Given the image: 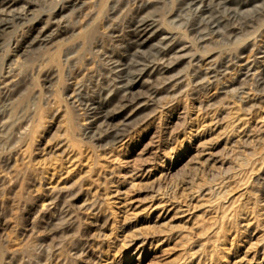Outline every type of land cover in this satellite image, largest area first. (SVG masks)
<instances>
[{"label": "rangeland", "instance_id": "rangeland-1", "mask_svg": "<svg viewBox=\"0 0 264 264\" xmlns=\"http://www.w3.org/2000/svg\"><path fill=\"white\" fill-rule=\"evenodd\" d=\"M0 264H264V0H0Z\"/></svg>", "mask_w": 264, "mask_h": 264}, {"label": "bare ground", "instance_id": "bare-ground-1", "mask_svg": "<svg viewBox=\"0 0 264 264\" xmlns=\"http://www.w3.org/2000/svg\"><path fill=\"white\" fill-rule=\"evenodd\" d=\"M109 3V2H108ZM114 3V2H113ZM103 8V7H102ZM6 9V8H5ZM100 10H102V9H100ZM61 14V13H60ZM131 34V33H130ZM133 36V35H132ZM86 39V38H85ZM176 41V40H175ZM83 42V41H82ZM163 42V41H162ZM172 42V41H171ZM177 42V41H176ZM181 44V43H180ZM179 45V44H178ZM171 46V45H170ZM181 46V45H180ZM183 47V46H182ZM174 49V48H173ZM180 49V48H179ZM246 51V50H245ZM56 53V52H55ZM55 53H53V55H55ZM261 54V53H260ZM106 56V55H105ZM169 60H171V59H169ZM10 61V60H9ZM166 64H168V63H166ZM176 67V66H175ZM150 70V69H149ZM141 72V71H140ZM167 72V71H166ZM8 73V72H7ZM152 73V72H151ZM208 73V72H207ZM65 74H67V73H65ZM167 74V73H166ZM201 74V73H200ZM2 75V74H1ZM154 75V74H153ZM159 75V74H158ZM143 76V75H142ZM141 76V77H142ZM145 76V75H144ZM150 76V75H149ZM243 76V75H242ZM137 77V76H136ZM118 78V77H117ZM57 79V78H56ZM103 79V78H102ZM149 79V78H148ZM100 81V80H99ZM152 81V80H151ZM136 82V81H135ZM135 82H131L130 84H129V86H128V89L131 91L133 88H134V84H135ZM101 83V82H100ZM111 83V82H110ZM115 83V82H114ZM192 83V82H191ZM103 85V84H102ZM111 85V84H110ZM97 86H99V85H97ZM96 86V87H97ZM112 86V85H111ZM240 86V85H239ZM103 87V86H102ZM107 87V86H106ZM100 88H101V86L99 87V90H100ZM110 88H112V87H110ZM120 88V87H119ZM117 89V88H116ZM124 89V88H123ZM126 89H127V87H126ZM127 89V90H128ZM102 90V89H101ZM111 90V89H110ZM134 90V89H133ZM132 90V91H133ZM112 91V90H111ZM126 91V90H125ZM115 92H116V90H115ZM106 93V92H105ZM104 93V94H105ZM113 93V92H112ZM133 93V92H132ZM108 94V93H107ZM110 94H111V92H110ZM109 94V95H110ZM129 94V93H128ZM128 94H127V96H128ZM136 94V93H135ZM98 95V94H97ZM99 95H100V93H99ZM113 95V94H112ZM115 95V94H114ZM125 95V94H124ZM131 94H129V96H130ZM138 95V94H137ZM108 96V95H107ZM111 96V95H110ZM109 96V97H110ZM120 96V95H119ZM122 96V95H121ZM125 97V96H124ZM133 97V96H132ZM90 98V97H89ZM94 98V97H93ZM114 98V97H113ZM115 98H117V97H115ZM135 98V97H134ZM106 99V98H105ZM110 99V98H109ZM101 100H102V98H101ZM100 100V101H101ZM104 100V99H103ZM111 100V99H110ZM115 100V99H114ZM130 100V99H129ZM83 100H81V102H82ZM97 101V100H96ZM99 101V100H98ZM99 101V102H100ZM125 101V100H124ZM131 102V101H130ZM140 102V101H139ZM110 103V102H109ZM121 103V102H120ZM142 103V102H141ZM90 104V103H89ZM100 104V103H99ZM107 104V103H106ZM129 104V103H128ZM134 104V103H133ZM96 105V104H95ZM101 106H102V104H100ZM108 105V104H107ZM124 106V105H123ZM132 107V106H131ZM116 108H118V106L116 107ZM115 108V109H116ZM91 109H92V107H91ZM95 111V110H94ZM121 111H122V109H121ZM126 111V110H125ZM124 111V112H125ZM113 114V113H112ZM125 115V114H124ZM71 116V115H70ZM67 117H69V116H67ZM113 118V117H112ZM121 118V117H120ZM117 120V119H116ZM124 120V119H123ZM112 121V120H111ZM97 122V121H96ZM111 123V122H110ZM125 125V124H124ZM120 126V125H119ZM127 129V128H126ZM92 130V129H91ZM118 132V131H117ZM99 138V137H98ZM118 138H119V136H118ZM108 140V139H107ZM109 141V140H108Z\"/></svg>", "mask_w": 264, "mask_h": 264}]
</instances>
